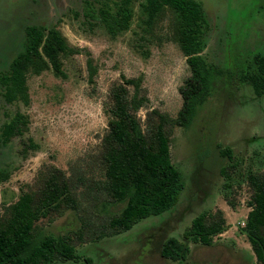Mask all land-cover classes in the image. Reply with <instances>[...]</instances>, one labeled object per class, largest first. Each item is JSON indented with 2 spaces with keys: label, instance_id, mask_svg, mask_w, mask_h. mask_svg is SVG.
<instances>
[{
  "label": "rangeland",
  "instance_id": "obj_1",
  "mask_svg": "<svg viewBox=\"0 0 264 264\" xmlns=\"http://www.w3.org/2000/svg\"><path fill=\"white\" fill-rule=\"evenodd\" d=\"M196 1L209 27L202 56L216 74L191 126L170 132V159L184 181L180 199L160 217L91 242L76 235L83 231L92 239L107 228V214L123 208L97 188L104 180L99 155L111 89L124 80L138 81L139 94L147 99L138 112L142 125L149 111L175 118L181 108L179 89L190 71L173 40L174 17L166 11L145 31L136 8L130 29L113 37L83 16L82 0H0V76L23 50L26 26L55 27L73 49L62 59L64 77L50 70L28 75L27 106L7 104L0 87V129L16 112L29 119L22 137L5 146L0 141V175L6 176H0V213L54 171L74 183L75 208L42 218L36 226L45 234L69 235L89 262L55 264H176L160 255L171 237L188 246V264H258L240 229L250 211L248 174L264 173V97L255 96L239 75L252 55L264 54V0ZM89 66L95 70L91 77ZM127 89L133 93L131 86ZM29 141L34 148L24 152ZM225 148L232 150L233 161L221 155ZM231 164L235 169L226 188L221 169ZM218 210L226 231L211 246L185 239L197 215Z\"/></svg>",
  "mask_w": 264,
  "mask_h": 264
},
{
  "label": "trees",
  "instance_id": "obj_2",
  "mask_svg": "<svg viewBox=\"0 0 264 264\" xmlns=\"http://www.w3.org/2000/svg\"><path fill=\"white\" fill-rule=\"evenodd\" d=\"M83 16L101 26L110 36H117L131 27L137 8L145 31H151L158 18L169 11L173 15L172 36L185 57L190 76L179 89L182 105L175 118L157 110L149 111L142 125L138 118L147 99L139 94V83L124 80L110 91L108 129L101 141L99 155L103 171L102 183L97 186L114 204L123 205L116 214H107V228L96 234L95 239L85 237L83 231L77 240L96 242L105 236L122 234L139 222L160 217L172 210L184 189L182 174L170 159V132L174 127L188 129L198 110L209 97L215 69L209 65L202 52L204 38L209 29L206 15L196 0H82ZM24 48L11 61L6 73L0 76L3 99L7 104H29L28 75H40L52 71L64 77L63 57L72 54L61 32L55 28L26 26ZM90 77L95 70L89 66ZM241 83L249 86L257 97H264V54L252 55L251 61L239 75ZM133 88L130 94L127 87ZM29 119L16 112L0 129V141L7 145L13 138L22 137L27 131ZM31 146V147H29ZM34 148L29 145L24 148ZM223 157L233 161L230 148L220 151ZM235 164L221 169L225 186L231 180L230 171ZM6 180L5 175H0ZM74 183L61 172L54 171L43 179L35 191L25 193L0 213V264H55L80 263L74 240L65 236L45 234L36 223L51 214H61L74 209ZM247 184L251 190L250 209L241 232L245 235L258 264H264V173H250ZM228 205L235 208V203ZM104 230V231H103ZM226 231L223 214L201 213L184 232L186 240L211 246L214 238ZM188 246L171 237L160 250L162 258L176 264L186 262ZM89 262V259H84Z\"/></svg>",
  "mask_w": 264,
  "mask_h": 264
}]
</instances>
